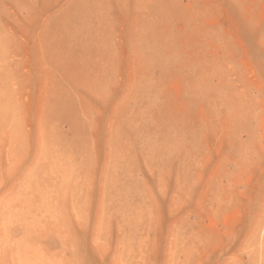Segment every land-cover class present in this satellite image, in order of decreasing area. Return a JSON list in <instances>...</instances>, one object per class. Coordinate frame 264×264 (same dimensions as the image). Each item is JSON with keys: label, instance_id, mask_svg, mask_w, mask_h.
Listing matches in <instances>:
<instances>
[{"label": "rangeland", "instance_id": "obj_1", "mask_svg": "<svg viewBox=\"0 0 264 264\" xmlns=\"http://www.w3.org/2000/svg\"><path fill=\"white\" fill-rule=\"evenodd\" d=\"M0 264H264V0H0Z\"/></svg>", "mask_w": 264, "mask_h": 264}]
</instances>
